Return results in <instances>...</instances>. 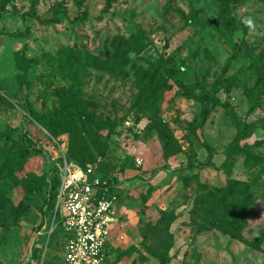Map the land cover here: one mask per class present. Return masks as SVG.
I'll return each instance as SVG.
<instances>
[{
    "label": "rangeland",
    "instance_id": "374dc122",
    "mask_svg": "<svg viewBox=\"0 0 264 264\" xmlns=\"http://www.w3.org/2000/svg\"><path fill=\"white\" fill-rule=\"evenodd\" d=\"M59 5L58 22L31 15L53 18ZM117 36L141 48L137 69L115 61ZM162 63L196 95L216 92L223 103L199 128L200 103L175 87L165 91L158 117L173 141L155 128L137 83ZM263 90L260 0H0V91L13 102L0 107V264H61L66 240L55 217L53 168L77 137L91 165L126 183L115 231L127 238L109 250L110 264H159L171 233L169 264H264V242L251 245L264 229V164L244 153L227 161L244 123L250 129L241 144L264 157ZM70 102L83 115L57 134L27 111L28 103L45 114ZM25 135L35 147L20 168L15 155ZM231 178L249 182L255 195L258 213L244 239L201 231L191 216L198 194Z\"/></svg>",
    "mask_w": 264,
    "mask_h": 264
},
{
    "label": "trees",
    "instance_id": "16d2710c",
    "mask_svg": "<svg viewBox=\"0 0 264 264\" xmlns=\"http://www.w3.org/2000/svg\"><path fill=\"white\" fill-rule=\"evenodd\" d=\"M10 0H4L6 5ZM225 5L231 6L232 4H241L247 0H222ZM264 2V0H260ZM62 10V6L59 5L56 15L53 18L42 20L35 13L31 15L38 18L43 23L58 22L59 12ZM14 36H23V32L14 33ZM115 48L113 57L117 64L121 66L130 65L132 68H138L139 53L141 48L133 45L130 38L124 36H117L115 38ZM239 49L236 50L232 58L239 56ZM231 61V59L229 60ZM137 83L139 85L143 103L146 108L152 111L154 120H156L155 128L160 131L168 140H174L173 134L167 130L164 120L158 117L159 113V98L163 96V93L168 89L176 88V94L184 96L188 99H195L201 105V120L198 123V127L202 128L208 121L213 108L217 105H223L216 92H206L202 95H196L194 93V87L187 85L182 79V75L176 72L170 67H167L164 63L159 66H152L148 70L142 71L137 75ZM264 93V90H263ZM158 101V102H157ZM0 107H13V102L6 95L0 91ZM257 105L254 106L256 108ZM27 111L42 125L46 126L49 130L55 134L60 129H69L72 127L78 116H82L79 105L75 102L62 104L61 107L55 109L50 113L39 114L32 107L31 103H28ZM250 126L246 123L237 132L233 145L227 151V161L233 156L244 153L253 158L258 164H264V157L251 152L247 147L241 144V141L246 137ZM167 130V131H166ZM77 137V136H76ZM75 138V137H74ZM78 143L72 141L70 148L65 151L66 157L69 161H73L81 167H86L93 163V159L90 158V154L86 157L82 148L86 145V141L82 137L75 138ZM209 155H213V148L206 142L202 143ZM31 147H35V142L28 135L24 136V141L17 143L18 154L15 155V149H12L10 156L13 154L16 156L17 164L20 168L30 155L29 150ZM82 147V148H81ZM35 152H40V149H36ZM98 169V167H97ZM99 170V169H98ZM100 171V170H99ZM109 176L110 174H104ZM60 185V179L55 172V200L54 208L56 206L57 192ZM258 211L255 208V195L252 190V186L249 182L231 178L224 186H216L207 193L198 194L196 196L195 205L191 212V216L194 219H200L198 224L201 231H208L211 229H221L226 231L231 237L235 239H244V232L249 227L250 219L257 215ZM264 242V229H262L251 245L255 248H260ZM174 235L171 233L167 241V246L163 251V254L159 258V264H169L172 260L170 254L171 249L174 247Z\"/></svg>",
    "mask_w": 264,
    "mask_h": 264
},
{
    "label": "built area",
    "instance_id": "2783aa9c",
    "mask_svg": "<svg viewBox=\"0 0 264 264\" xmlns=\"http://www.w3.org/2000/svg\"><path fill=\"white\" fill-rule=\"evenodd\" d=\"M58 158L53 168L60 179L55 217L66 236L63 264H108L105 251L117 220L120 180L94 165L69 161L63 146ZM136 161L143 164L140 157Z\"/></svg>",
    "mask_w": 264,
    "mask_h": 264
},
{
    "label": "crops",
    "instance_id": "0c3cea01",
    "mask_svg": "<svg viewBox=\"0 0 264 264\" xmlns=\"http://www.w3.org/2000/svg\"><path fill=\"white\" fill-rule=\"evenodd\" d=\"M120 187L118 189V194L120 192L121 189H124V187L126 186V183L124 181H120ZM119 200V199H118ZM117 206H118V202L116 204V213H117ZM116 222L114 224V228H113V234H112V238L111 240L109 241L108 245H107V248H106V260H107V263L110 264L112 259L111 258V254L109 253V250L112 248V247H116V245L120 242H125L126 241V238H127V235L124 231H115V228H117V222L119 220V217L117 216L116 214ZM63 237L65 238L66 240V236L64 233H62ZM120 237H123L122 239ZM63 258H64V252H63V256H62V259H61V264H63Z\"/></svg>",
    "mask_w": 264,
    "mask_h": 264
}]
</instances>
